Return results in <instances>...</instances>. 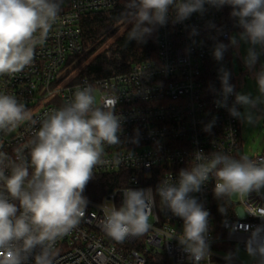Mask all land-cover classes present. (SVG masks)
I'll list each match as a JSON object with an SVG mask.
<instances>
[{
    "label": "built area",
    "instance_id": "2783aa9c",
    "mask_svg": "<svg viewBox=\"0 0 264 264\" xmlns=\"http://www.w3.org/2000/svg\"><path fill=\"white\" fill-rule=\"evenodd\" d=\"M125 3L64 0L48 37L36 46L33 62L19 73L0 75V93L15 96L32 114V121L20 122L11 132L0 131V152L9 159L16 160L19 153L30 162V142L43 120L88 85L94 90L96 106L105 98L117 100L114 108L121 124L120 143L103 146L105 163L97 165L92 175L115 181V188L99 197H85L88 203L79 224L50 244L21 252L22 264H35L36 255L44 250L52 264H195L180 242L183 219L162 202L157 190L165 181L177 184L179 172L196 163L198 152L209 159L214 153L236 159L247 156L242 150L231 64V37L243 29L230 15L231 6L206 4L202 13L179 21L170 9L166 22L155 25L154 57L132 63L122 73L76 79L73 66L84 53L83 20ZM221 45L217 59L215 52ZM225 73L232 88L227 94L222 83ZM247 157L264 160V154ZM4 171L10 174L7 160ZM32 171L29 167L30 176ZM215 183L210 175L200 191L190 194L209 213L206 244L210 255L200 264H244L240 252L250 255L249 242L257 229L256 240L264 243V188L238 195L237 202L230 196L225 210L229 217L218 221ZM125 189L143 190L146 195L151 190L152 215L147 232L118 242L101 229L100 222L102 207L119 208ZM11 202L19 206L18 201ZM251 256L258 258L255 264H264V258Z\"/></svg>",
    "mask_w": 264,
    "mask_h": 264
},
{
    "label": "clouds",
    "instance_id": "9594fccd",
    "mask_svg": "<svg viewBox=\"0 0 264 264\" xmlns=\"http://www.w3.org/2000/svg\"><path fill=\"white\" fill-rule=\"evenodd\" d=\"M63 2L0 0V75L19 73L33 62L36 46L48 37ZM206 4L216 8L231 6L230 15L243 29L241 39L264 48V0H126L120 19L131 25L128 39L141 40L152 30L144 25H163L170 9L179 21L202 13ZM232 42H236L234 37ZM221 48L223 45L215 52L217 59L221 58ZM256 60L257 54L249 48L247 65L251 67ZM222 83L225 94L232 91L227 73ZM258 84L264 93V66ZM237 100L249 102L243 95H238ZM116 102L105 98L96 106L92 86L78 89L71 102L43 120L30 142V162L19 153L12 160L0 152V264H22L21 252L28 253L45 242L50 244L79 224L88 203L83 196L86 185L93 169L105 163L103 146L120 143ZM232 114L236 115L234 110ZM23 121H32L31 112L15 96L0 93V131L11 132ZM5 160L10 167L8 175ZM195 161L190 169L179 172L177 184L165 181L157 191L172 213L183 219L180 242L195 264H200L210 255L206 244L209 213L190 194L200 191L210 175L215 177L218 198L259 191L264 188V160L254 161L247 156L236 159L220 153L209 159L198 152ZM29 167L33 170L31 176ZM11 201H18L19 206ZM151 203V190L146 195L143 190L125 189L119 208L102 207L100 227L118 242L128 236H141L150 227ZM258 232L259 229L253 232L248 252L264 258V243L256 240ZM35 264H52L47 250L36 255Z\"/></svg>",
    "mask_w": 264,
    "mask_h": 264
},
{
    "label": "trees",
    "instance_id": "16d2710c",
    "mask_svg": "<svg viewBox=\"0 0 264 264\" xmlns=\"http://www.w3.org/2000/svg\"><path fill=\"white\" fill-rule=\"evenodd\" d=\"M124 6L125 4L119 6L117 9L91 15L83 20L81 27L84 53L76 59L73 66L74 71L81 68L76 79L83 77L101 78L122 73L127 71L132 63L141 62L155 56L156 26L145 24V27H150L152 30L149 33H145L141 40L135 38L128 39L130 26L107 50L84 65L88 57L108 38L112 37L116 29L123 24L120 17L124 11ZM115 186L116 182L107 177H92L86 185L83 196L99 197L111 191ZM229 203H231L229 202V197L218 198L214 202L218 221H223L229 217L225 213Z\"/></svg>",
    "mask_w": 264,
    "mask_h": 264
},
{
    "label": "rangeland",
    "instance_id": "374dc122",
    "mask_svg": "<svg viewBox=\"0 0 264 264\" xmlns=\"http://www.w3.org/2000/svg\"><path fill=\"white\" fill-rule=\"evenodd\" d=\"M130 26L124 23L120 25L114 35L108 38L88 57L84 65L107 50ZM233 37L235 38V43L232 42ZM231 47L234 48L231 64L235 84L236 104L240 118L242 150L247 156L262 155L264 154V93L260 91L258 80L261 75V68L264 66V53L261 46L250 45L246 40L241 39V33L231 37ZM249 48H251L253 53L257 54V60L251 67L246 63L249 56ZM80 70L81 68L74 71V75H78ZM238 95L246 96L249 102L247 104L239 102L237 100ZM231 198L234 202H237L238 194L231 196ZM239 256L244 264H255L258 261L257 257L243 252H240Z\"/></svg>",
    "mask_w": 264,
    "mask_h": 264
}]
</instances>
